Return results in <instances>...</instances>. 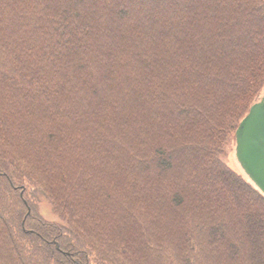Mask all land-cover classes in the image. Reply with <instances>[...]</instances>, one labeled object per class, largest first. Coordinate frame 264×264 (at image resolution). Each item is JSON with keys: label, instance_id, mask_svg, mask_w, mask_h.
<instances>
[{"label": "trees", "instance_id": "1", "mask_svg": "<svg viewBox=\"0 0 264 264\" xmlns=\"http://www.w3.org/2000/svg\"><path fill=\"white\" fill-rule=\"evenodd\" d=\"M202 1L0 0V264H201L200 237L264 263V194L221 156L264 77V19L233 30L264 0Z\"/></svg>", "mask_w": 264, "mask_h": 264}, {"label": "rangeland", "instance_id": "2", "mask_svg": "<svg viewBox=\"0 0 264 264\" xmlns=\"http://www.w3.org/2000/svg\"><path fill=\"white\" fill-rule=\"evenodd\" d=\"M204 1L205 0H203L202 2H204ZM263 19H264V17H262L260 15V13H259V16H257V14H254L253 18L250 17L247 20H244V22L242 21L241 23L237 22V26L233 30V38H235V42L238 41V37L244 38V40H246V38H245L246 33H245L244 30H248V28L251 29V27H253V30L257 31L259 27H262ZM219 31H222V29L221 30L219 29ZM236 51H235L236 53L240 54V51L238 49ZM263 87H264V77L262 78V80L260 78L259 80L253 81L252 89L254 91V95H253L252 101L254 100L256 95L259 93V91ZM252 101H251V103H252ZM250 105H249V107H250ZM249 107H248L247 111L240 118L238 124L240 123V121H242V119L247 114V112L249 110ZM29 120L34 121L32 118H29ZM235 132H236V130H235ZM222 147H223L222 148L223 153H221L222 159L225 160V162L228 164V166L232 170H234L237 174L242 176L245 180L250 181L249 178L244 173L243 169L241 168V166H240V164H239V162H238V160L236 158L235 133L231 137V140L229 142L226 141L222 145ZM26 193H27V191H26ZM40 196L37 197L38 198V202L33 204L34 209H35L34 211H35L36 215L41 217L46 222V224L47 223L48 224H58V223H60L61 222L60 221V216H59L60 214L56 212V208L54 207V205L46 197H40ZM179 199H180V197H176L174 202H172V204L174 203L175 206H178L177 203H178ZM20 203L21 204L23 203L22 199H21ZM148 206H149L148 210L152 208L151 204H149ZM191 210H192V206L188 205V207H187V211L188 212L186 211V214L188 215L189 212H191ZM155 229H156V232L151 231V238L153 239L156 236L158 238V241H154V242L158 243L157 244L158 246H164V244H165V247H168L169 243H170V240L166 236H167V232L171 231V230H168L169 228H165V230H160L159 227H157V226L155 227ZM189 229H191V227ZM200 239L202 240V242L199 241L201 243L200 249H202L201 252L203 251V260H201L202 261L201 264H216L211 256H206V253L210 252V248H211L207 244L209 241L206 240L204 237H200ZM233 244H236V241L233 242ZM230 250H231V252H234L235 245H233V247L231 246ZM167 252H168V250H167ZM224 252H225V250H224ZM224 252H223V254H224ZM251 254L253 255L254 252H251ZM238 256H240V253L234 252L233 253V257L230 258L231 260H228V262L226 264H236L235 262H237L239 260ZM9 257L11 258V260H13L12 259L13 258L12 255H10ZM155 257H157V256H155ZM221 257L222 256H219V258H217L216 260L217 261H222ZM199 261H200V259H199ZM255 263H256V261L255 262L248 261V259H247V261H244V264H255ZM132 264H140V262L138 260H136V262L132 263ZM148 264H149V259H148ZM221 264H224V263H221ZM262 264H264L263 261H262Z\"/></svg>", "mask_w": 264, "mask_h": 264}, {"label": "water", "instance_id": "3", "mask_svg": "<svg viewBox=\"0 0 264 264\" xmlns=\"http://www.w3.org/2000/svg\"><path fill=\"white\" fill-rule=\"evenodd\" d=\"M237 158L244 171L264 193V106L255 105L236 131Z\"/></svg>", "mask_w": 264, "mask_h": 264}, {"label": "flooded vegetation", "instance_id": "4", "mask_svg": "<svg viewBox=\"0 0 264 264\" xmlns=\"http://www.w3.org/2000/svg\"><path fill=\"white\" fill-rule=\"evenodd\" d=\"M262 104L264 106V87L259 91V93L256 95V97L254 98L252 104L250 105V108L248 110V113L250 112V110L255 106V105H259Z\"/></svg>", "mask_w": 264, "mask_h": 264}]
</instances>
